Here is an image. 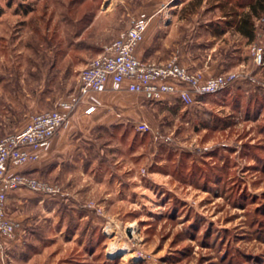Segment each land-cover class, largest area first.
<instances>
[{
    "label": "rangeland",
    "instance_id": "1",
    "mask_svg": "<svg viewBox=\"0 0 264 264\" xmlns=\"http://www.w3.org/2000/svg\"><path fill=\"white\" fill-rule=\"evenodd\" d=\"M151 2L0 0V140L77 92L97 41L111 43ZM193 3L170 1L181 11L160 15L147 40L237 81L191 105L123 92L112 111L86 117L82 160L37 177L62 192H34L49 202L27 207L16 249L6 242L10 264H264V64L254 54L264 16L253 43L234 29L213 37L209 24L227 20L217 0Z\"/></svg>",
    "mask_w": 264,
    "mask_h": 264
},
{
    "label": "built area",
    "instance_id": "2",
    "mask_svg": "<svg viewBox=\"0 0 264 264\" xmlns=\"http://www.w3.org/2000/svg\"><path fill=\"white\" fill-rule=\"evenodd\" d=\"M153 15L145 12L133 16L122 31L102 52L82 70L77 92L57 102L54 110L33 113L25 126L0 140V264H10L6 242L17 239L21 225L7 212V200L12 192L25 189L45 196H58L62 189L24 169L40 161L51 149L54 137L71 124L73 113L80 108L92 114L101 106L98 94L121 92L146 96L153 100L175 95L187 105L197 96L215 94L228 89L237 81L234 73L207 75L191 70L174 56L163 63L146 61L137 56L144 42ZM262 49H254L258 63L263 61ZM148 130L146 123L138 126Z\"/></svg>",
    "mask_w": 264,
    "mask_h": 264
},
{
    "label": "crops",
    "instance_id": "3",
    "mask_svg": "<svg viewBox=\"0 0 264 264\" xmlns=\"http://www.w3.org/2000/svg\"><path fill=\"white\" fill-rule=\"evenodd\" d=\"M151 4H147L146 7H144V4L139 5V11L134 14L137 15L140 12H145L147 14L153 15V19L151 21L150 27L148 29V32L146 34V38L144 42L139 46L137 50V56L140 59L146 60V61H154L158 63H163L167 61V50H163L161 46L156 44L154 41H148V36L150 34V30L154 29L155 26L158 28H161V24L157 25L158 17L161 15H168V14H177L181 11L180 8H174L168 5V3L172 0H151ZM155 4V5H153ZM126 10L129 11V7L126 5L124 6ZM184 9V8H183ZM196 8L195 10H197ZM196 11H194L193 14H195ZM239 34V33H238ZM240 35V34H239ZM110 42V38L106 39H100L97 41V45L100 48H103ZM171 58V57H170ZM179 61L189 67L191 70H196L195 66H192L185 61L183 58H179ZM191 64H195L194 61L191 62ZM5 78L9 79L10 76L8 74H2ZM9 83V80L7 81ZM126 91L121 92H103L98 94V98L101 101V106L95 110L98 111L99 109L108 108V110L112 109V103L117 104V101L120 99V95ZM31 109V102H28L27 110ZM83 107L80 108L76 114L73 117V123L74 126L72 129L68 130H61L58 132V134L54 137L51 149L48 152H45L42 154L41 159L39 162L29 166L28 168L24 169V173L32 175L34 177H40L45 178L46 176L50 175L51 172L57 173L58 171L62 170V167L65 166L68 162H74L75 156H78L80 160L82 158L79 156L78 153V142L79 139H76V135L81 133L80 131H83V125L82 122L85 123L86 117L89 118L94 114H86L85 116H81ZM85 111V109H84ZM79 116V117H78ZM81 116V117H80ZM93 125H98V121L93 120ZM72 123V124H73ZM89 123L87 122V125ZM85 125V124H84ZM24 126V125H23ZM22 126V127H23ZM89 126H87L88 128ZM22 129V128H21ZM18 129L15 132L21 130ZM14 133V132H12ZM64 164V165H63ZM49 201L48 200H38L37 194L30 190H17L15 192H12L7 200V212L8 215L20 223L21 229L19 230L17 240L14 242H10L9 246L10 249H16L18 243L20 242V239L22 238L20 232H22L25 229L26 225H29L30 222H32V219L29 215H27V207L29 206H43L45 203L47 205Z\"/></svg>",
    "mask_w": 264,
    "mask_h": 264
},
{
    "label": "trees",
    "instance_id": "4",
    "mask_svg": "<svg viewBox=\"0 0 264 264\" xmlns=\"http://www.w3.org/2000/svg\"><path fill=\"white\" fill-rule=\"evenodd\" d=\"M203 2L204 0H196V3L193 4L198 8ZM215 8L222 10L227 20L221 26H216L212 22L209 24L213 37H221L229 29H234L242 37L248 39L250 43L259 39L260 34L255 22L264 16V0H239L236 3H232V0H217ZM262 62L264 64V52ZM222 92L224 90L215 93V95ZM206 96L208 95H202L200 98Z\"/></svg>",
    "mask_w": 264,
    "mask_h": 264
},
{
    "label": "water",
    "instance_id": "5",
    "mask_svg": "<svg viewBox=\"0 0 264 264\" xmlns=\"http://www.w3.org/2000/svg\"><path fill=\"white\" fill-rule=\"evenodd\" d=\"M131 232H132V230H131V229H129V230H128V234H129V235H131Z\"/></svg>",
    "mask_w": 264,
    "mask_h": 264
},
{
    "label": "bare ground",
    "instance_id": "6",
    "mask_svg": "<svg viewBox=\"0 0 264 264\" xmlns=\"http://www.w3.org/2000/svg\"><path fill=\"white\" fill-rule=\"evenodd\" d=\"M122 250V249H121Z\"/></svg>",
    "mask_w": 264,
    "mask_h": 264
}]
</instances>
